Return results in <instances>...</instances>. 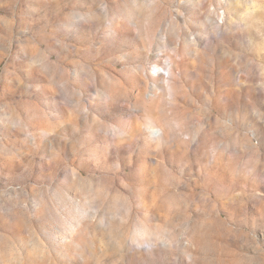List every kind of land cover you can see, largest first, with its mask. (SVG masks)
<instances>
[{
  "label": "rangeland",
  "instance_id": "rangeland-1",
  "mask_svg": "<svg viewBox=\"0 0 264 264\" xmlns=\"http://www.w3.org/2000/svg\"><path fill=\"white\" fill-rule=\"evenodd\" d=\"M0 264H264V0H0Z\"/></svg>",
  "mask_w": 264,
  "mask_h": 264
},
{
  "label": "bare ground",
  "instance_id": "bare-ground-1",
  "mask_svg": "<svg viewBox=\"0 0 264 264\" xmlns=\"http://www.w3.org/2000/svg\"><path fill=\"white\" fill-rule=\"evenodd\" d=\"M167 64L169 65V67H168V71H169V75L171 76V75H172V71H171V69H172V67H173V63H172L171 61H169ZM169 75H168V77H169Z\"/></svg>",
  "mask_w": 264,
  "mask_h": 264
}]
</instances>
